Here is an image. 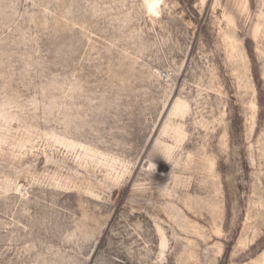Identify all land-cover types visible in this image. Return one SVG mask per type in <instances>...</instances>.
<instances>
[{"label": "rangeland", "instance_id": "rangeland-1", "mask_svg": "<svg viewBox=\"0 0 264 264\" xmlns=\"http://www.w3.org/2000/svg\"><path fill=\"white\" fill-rule=\"evenodd\" d=\"M0 264H264V0H0Z\"/></svg>", "mask_w": 264, "mask_h": 264}]
</instances>
